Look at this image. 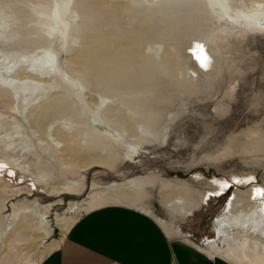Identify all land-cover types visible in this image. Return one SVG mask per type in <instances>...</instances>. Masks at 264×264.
Segmentation results:
<instances>
[{
    "label": "rangeland",
    "instance_id": "obj_1",
    "mask_svg": "<svg viewBox=\"0 0 264 264\" xmlns=\"http://www.w3.org/2000/svg\"><path fill=\"white\" fill-rule=\"evenodd\" d=\"M99 1L109 19H115V27L82 28L78 38L64 44L52 39L55 73L68 89L57 77L32 76L60 88L31 98L24 109L0 89V161L17 174H0V264H39L81 215L106 205L144 210L173 238L205 247L215 238L213 222L224 213L228 199L244 194L245 199L237 198L241 205L246 202L239 207L242 215L250 209L249 202L257 201L251 197L252 188L264 187V146L262 153L251 149L252 138L264 142V0L228 1L230 13L240 11V16L258 5L261 29H238L230 20L209 17L201 30H185L188 36L177 47L173 40L182 32L174 31L173 40L157 47L162 59H154L144 44L138 56L118 60V71L112 76L106 72V81L111 80L106 87L89 73L95 60L86 57L89 48L82 38L104 36L105 48L125 49V42H132L137 33L155 31L156 20L144 18L149 25H141L144 21L128 11L127 0ZM45 3L0 0V23L17 21L7 31L20 32L13 42L0 43V54H22L25 44L32 49L45 46L36 22L22 27L14 14ZM72 16L78 25L80 14L73 11ZM198 41L210 57L207 70L194 56ZM145 50L149 52L143 55ZM102 62L104 71L113 65ZM23 71L8 76L18 83L20 77L30 76ZM147 139L153 140L151 145H146ZM243 148L251 151L243 153ZM112 161L113 168L105 166ZM249 175L257 178L254 183H233L222 196L202 202L204 193L218 187L213 179ZM141 179L150 183L145 196H129L127 189L119 188ZM164 183L184 185L194 194L199 207L194 216L170 218L159 202L157 184ZM94 185L101 187L94 190L99 198L83 212L70 214L72 206L87 202ZM187 235L193 238L187 240Z\"/></svg>",
    "mask_w": 264,
    "mask_h": 264
},
{
    "label": "bare ground",
    "instance_id": "obj_2",
    "mask_svg": "<svg viewBox=\"0 0 264 264\" xmlns=\"http://www.w3.org/2000/svg\"><path fill=\"white\" fill-rule=\"evenodd\" d=\"M228 1L230 0H127L126 5L128 11L132 13L134 18L138 17L140 18L139 20L143 21L145 20L144 18L156 20V22L152 23L155 31H141L136 34V38H132V42H125V49L119 48L115 51H110L104 47V36H98L97 39H93L92 36L82 38V41L84 40L83 42L87 44V47L89 48L88 52H86V55L88 56H85L92 57V59L95 60L92 65L93 72L90 71L89 73L96 76V82H101V87H106L111 84V80L107 82L105 79L106 72L112 76L113 73L118 71L116 64L118 60L138 56L139 53H141L140 51L144 44H147V49L151 52L148 53L149 51L147 52L145 50L143 51V55L148 53L156 60L162 59L157 47L162 46L164 40H173L174 31L180 30V32H182L180 33L181 35H178V38L173 40L177 42V44L174 45L177 47V45L179 46L182 37L188 36L185 30L191 28L196 32L201 30V27L206 23L209 17L212 19L225 18L227 22L230 20L231 24L233 23L232 25H235L238 29H261L258 25L260 24V21H262V14L259 13L260 11L257 8L258 5H252L250 11H247L248 15L240 16L237 14L240 11H235V14L230 13V4ZM100 6L101 4L99 0H46L45 5L40 8H28L27 12L17 9L14 14L15 17L21 21V24H23L20 25L22 27H27L29 22H36L37 28L35 30L37 31V34L42 35L46 44L42 48L38 47L35 49L25 47V45H29L25 44L23 45L24 50L22 51V54H0V65L2 67L1 70L3 71L0 79V89L7 91L13 101L17 102L23 109L30 104L31 98L35 99L47 96L51 91L60 88V86L53 83L36 81L32 76H34V78L57 77L61 83V87L68 89L69 86L64 82L62 77L55 73L56 58L53 55L54 50L52 48V39L56 37L57 39L62 40L64 44V42L68 41L67 39L70 37L78 38L79 35H81L82 28L89 30L98 25L115 27V19L110 20L108 13ZM73 11L79 13L81 16L78 25L73 23ZM16 22L17 21L14 20H7L4 23H0V43L2 45L9 43V41L13 42V40L20 35V32H14V29L11 30L12 32L7 31L9 27L16 25ZM145 22L146 21L142 22L141 25H149L148 22ZM193 34L195 35V33ZM193 34H191L192 37L194 36ZM195 36H197V34ZM195 39L197 38L195 37ZM99 40H101L100 43H98ZM198 43L202 42L198 41ZM70 48L68 50H70ZM193 49L195 50V47ZM195 54L194 56L198 55L197 52H195ZM102 61L112 62L113 65L111 68L107 67V70L104 71V68L106 67L102 68V64L100 63ZM21 69L30 76L25 78L20 77L18 83L14 82L13 79H11L13 76L8 75H11V73L18 74V71ZM102 71H104V73ZM46 107H48V105ZM46 110L48 111L49 109L47 108ZM41 112L44 114V110ZM261 139V137L252 138V150L260 153L263 152V149L261 148L264 146V142ZM152 142L153 140L151 139L145 140L146 145H151ZM242 150H244L242 151L243 153L251 151L250 149L245 151L244 148ZM104 164L109 168H113L115 161H112L111 164ZM149 184V181L144 179L129 180L126 184L119 186V188L127 189L129 192L127 195L129 196L139 197L145 196ZM157 187L160 191L159 202L171 219L180 217L189 218L194 216V213H196L199 208L198 202L195 201L194 194L190 192L186 186H172L168 183H164L157 184ZM99 188L101 187L94 185L91 188L93 192L87 197V202L72 206L71 210H69L70 214L75 215L83 212L85 207L97 200L99 195H97L94 190ZM119 188H116V190ZM108 189L109 191H112L111 188ZM62 190L66 192L68 191V188H62ZM216 190H218V187L215 191ZM225 191L223 194H225ZM65 192L58 194L64 195ZM205 194L206 193H204L203 197ZM55 195L56 194L50 196L54 197ZM237 198L245 199V196L244 194H234L231 198V204L229 205L227 203L225 206V209L227 210L214 220L213 229L215 238L208 241L207 245L205 244V247H194L205 255L212 257L221 256L230 264H264V199L258 198L254 205H250L249 202L248 206H251L250 209H246L244 211L245 214L241 215L239 214V207L241 206L240 208H243L246 202L241 205ZM203 200L204 199L202 198V202ZM123 203L125 204V202H122V204ZM162 222L164 223V220ZM171 226L175 227L172 224ZM176 232L182 234L179 228ZM192 238V235H187V237H185L187 240ZM226 245L228 246V249L225 251L222 250Z\"/></svg>",
    "mask_w": 264,
    "mask_h": 264
},
{
    "label": "crops",
    "instance_id": "obj_3",
    "mask_svg": "<svg viewBox=\"0 0 264 264\" xmlns=\"http://www.w3.org/2000/svg\"><path fill=\"white\" fill-rule=\"evenodd\" d=\"M39 264H230L173 238L136 207L106 205L85 212Z\"/></svg>",
    "mask_w": 264,
    "mask_h": 264
},
{
    "label": "snow or ice",
    "instance_id": "obj_4",
    "mask_svg": "<svg viewBox=\"0 0 264 264\" xmlns=\"http://www.w3.org/2000/svg\"><path fill=\"white\" fill-rule=\"evenodd\" d=\"M195 51L198 53V55L196 56V60L198 61L200 68L207 70L210 64V57H208V55L206 54L204 45L202 43H196ZM193 75H195V73H193ZM213 111H215V109H213ZM4 173H6L8 177H15L17 175L16 172H14L13 170L9 168V165L7 163L0 161V174H4ZM256 179L257 178L255 176H251V175L243 177V178L233 176L230 178V181L213 179L212 183L218 185V190L207 192L205 196L203 197V199L205 202H207L212 197H217V196L222 195L224 191L226 189H229L233 183L237 185L252 184L256 181ZM20 182L22 183L23 181H20ZM31 186L34 189L36 187L35 184H32ZM258 198L264 199V187L256 186L252 188V199L256 200ZM227 203L229 205L231 204V198L228 199ZM226 210L227 209H225V211Z\"/></svg>",
    "mask_w": 264,
    "mask_h": 264
}]
</instances>
